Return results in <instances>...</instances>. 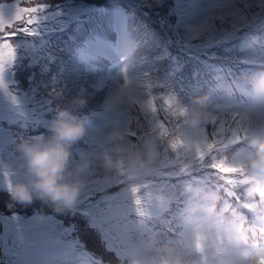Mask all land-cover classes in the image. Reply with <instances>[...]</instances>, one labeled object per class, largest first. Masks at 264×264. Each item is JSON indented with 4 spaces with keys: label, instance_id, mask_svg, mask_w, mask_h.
I'll return each instance as SVG.
<instances>
[{
    "label": "trees",
    "instance_id": "16d2710c",
    "mask_svg": "<svg viewBox=\"0 0 264 264\" xmlns=\"http://www.w3.org/2000/svg\"><path fill=\"white\" fill-rule=\"evenodd\" d=\"M5 1H18L22 9L44 5L43 11L37 14V24H26L29 17L26 12H22L20 21L13 22V27H32L36 34L19 33L10 39L14 46L26 52L25 64H14L13 70L17 71L14 75L16 83L11 84L12 91L24 96L29 89L40 85L41 101H53V90L60 93L56 96L59 99L55 103V110L39 116L50 115V119L57 108L64 106L72 96L85 92L88 106L83 111L94 113L89 127L90 134L93 131L107 133L116 130L115 122L102 112V105L124 82L122 70H126L128 78L137 85H144L137 90L144 94V98L153 100L161 115V122L165 123L169 131L171 125L163 120V114L159 111L164 100L159 98L167 99L169 94L176 95L179 90L187 87L185 83L192 82L202 70L206 73L211 90L221 97L220 113L225 114L219 117L226 123L228 105L245 108L247 104L245 97L235 86L236 81L245 82L251 90V78L264 70L258 65L264 63V10L258 4L252 9L257 17L255 22L230 37H225V40L206 46L207 35H193L189 39L186 36V25L193 20L194 25L206 21L208 17L202 15L211 6L212 0H0V3ZM181 16L184 17L183 23L178 24ZM213 26L230 31L229 24L222 26L219 19L213 21ZM6 31L10 32L12 28ZM184 39L199 47H185ZM122 49L123 53H130L127 58L122 56ZM135 53V58H130ZM140 53L145 56L138 59ZM114 78H119V83ZM108 80H113V86L108 85ZM149 84L153 87L149 88ZM41 105L40 102L36 105L38 110ZM48 108L49 105L46 106ZM120 112L126 127L140 131L137 129V122L145 124L138 104H125ZM23 118L15 130L18 131V138L46 132V123L40 118L36 119L30 110ZM2 119L0 109V121ZM185 130L194 131L190 128ZM206 131H212L211 125ZM132 139L135 140L134 137ZM242 147L243 145H239L228 152V158H235L238 149ZM81 148L87 146L76 145L74 150ZM168 152L170 155L165 158L162 145L158 167L163 173L178 172L181 161H176L175 166L168 165L167 162L175 158V153L169 148ZM4 160L11 164L14 157L8 152L0 153V161ZM163 163L165 168L160 166ZM92 172L89 175L90 186ZM102 172L103 170H99L98 174L101 175ZM171 178L164 175L169 184L174 180L180 192L177 193V199L174 196L168 206L169 210L161 215L162 220L155 219L160 216L154 215L153 222L161 235L170 234L169 229L174 231L184 226L186 201L217 203V207L221 205V201L216 200V191L195 183L191 176L181 174ZM157 181L162 179L152 176L146 184L154 185ZM113 182L99 185L86 204L80 203L76 215L57 214L42 206L39 201L21 206L11 202L7 192L0 190V219L5 216L19 229H30L39 235L61 239L75 248L73 264H119L116 255L106 250L100 232L89 227L90 217L81 214V209L86 208L87 203L98 204L101 209H106L109 203L114 206L117 203H132L127 185L113 186ZM197 190H200L199 195ZM117 193L121 195L118 199H113ZM239 194L242 195V192ZM219 195L221 200L229 199L223 193ZM177 200L180 201L179 204ZM232 203L235 205V201ZM226 220L231 227L239 229L244 246L264 245V233L252 225L251 214L246 209L236 205L235 210L227 214ZM3 230L4 225L0 222V234ZM1 241L2 239L0 264H11V258L7 259ZM13 249L16 247L13 246Z\"/></svg>",
    "mask_w": 264,
    "mask_h": 264
},
{
    "label": "clouds",
    "instance_id": "9594fccd",
    "mask_svg": "<svg viewBox=\"0 0 264 264\" xmlns=\"http://www.w3.org/2000/svg\"><path fill=\"white\" fill-rule=\"evenodd\" d=\"M4 30L0 28V32ZM14 48L12 40L0 39V71L3 73L10 65V51ZM250 82V102L243 109L247 124V134L240 143L243 147L238 149L234 159L218 165L216 175L227 191L242 192L241 200L249 207H241L251 214L259 232L264 233V70ZM119 87L110 99L112 116L127 104L126 98L119 94ZM0 91L11 98L4 79L0 81ZM87 106V94H76L57 108L46 124L45 133L14 139L11 144L14 161L11 164L7 160L0 161L3 190L11 202L21 206L39 201L57 214L76 215L89 187V173L102 164L104 179L109 181L112 174L120 170L114 163L122 155L129 198L134 209L144 212L143 219L147 221L153 206L169 199L141 187L159 166L162 144L172 153H183L189 141L179 131L162 133L163 139L144 134L118 153V141L109 139L114 131L99 132L95 144L76 151V145H86L90 139L89 127L94 113L84 112ZM167 109L171 118L184 128L206 130L219 117L222 108L208 94L191 96L188 101L172 94ZM191 147L193 155H197L200 149L195 141L191 142ZM133 188L137 191L133 192ZM227 214L220 212L217 203L214 207L191 201L184 206L183 227L167 235L156 230L135 235L133 250L123 251L119 264H264V245L244 246L239 229L227 222Z\"/></svg>",
    "mask_w": 264,
    "mask_h": 264
},
{
    "label": "snow or ice",
    "instance_id": "6c2138e0",
    "mask_svg": "<svg viewBox=\"0 0 264 264\" xmlns=\"http://www.w3.org/2000/svg\"><path fill=\"white\" fill-rule=\"evenodd\" d=\"M259 5L260 9L264 10V0H212L211 6L208 7L202 16H207L208 19L203 23L197 22L195 25L193 21L186 25V36L190 39L193 35L206 34L207 43L206 46H210L213 43H218L225 40V37H230L233 33L237 32L243 27L255 22L257 17L253 14L252 9ZM44 5L39 7H32L26 9L16 8L14 17L12 20H5L0 17V28H4L3 32H0V39H11L19 33H25L27 35H35L32 27L16 28L13 27L14 21H20L22 19V12L30 13L26 24L33 26L38 23V15H31L42 12ZM219 19L221 25L229 24L230 31H227L221 27L216 29L213 26V21ZM199 20V18H196ZM12 28V31L8 32L6 29ZM184 46L187 48H196L199 46H193L188 40L184 39ZM15 59V48L10 51L9 64ZM124 74V82L120 84L119 94L126 98L127 104H138L139 110L143 112L145 124L141 125L137 122V130H133L131 127L124 126L122 114L119 111L116 115L109 114L111 104L110 95L102 105V112L106 114L110 120L115 122L116 130L109 138L113 141H118L116 151L122 153L125 149V145H130L135 139H139L144 134H151L156 138L163 139L162 133L179 131L182 136L185 137L189 143L185 146L183 153L177 151L175 153L176 161H181L178 172H166L162 173L158 167L153 176L165 175L169 178L173 176H180L185 174L191 176L195 183L207 186L218 193L216 200L221 201L220 212L229 213L235 210V206L249 207V205L243 204L239 191H227L223 186V182L216 175V168L221 163H227L229 160L227 155L228 149H235L242 142L243 136L247 134V124L243 115V109L240 106L228 105L227 110L230 113L231 123L228 124L221 120L220 117L215 119L211 123L212 131L209 133L206 130H194L188 132L181 125L179 121L171 118L170 111L164 105H168L171 101L172 94H169L167 99L160 97L164 100V105L160 107V113L163 114V120L171 125V130L165 127V123L161 122V115L158 114L157 106L153 103V100L144 98V94L138 91V88L144 87L143 84L137 85L134 80H130L126 74V70H122ZM119 83V78H114ZM3 80V72L0 71V81ZM149 88L153 87L152 84L147 85ZM11 95V93H10ZM53 96H59L60 93L52 92ZM13 102H16V97L11 95ZM153 99H157L153 97ZM49 103H51L49 101ZM222 111V109H221ZM99 131H93L90 134V139L87 147L93 145L97 141V135ZM195 141L197 147L200 149L197 155H193L191 142ZM164 146V153L167 156L168 147ZM234 159V158H233ZM123 156L120 155L114 163V166L120 168L119 171L114 172L115 178L113 186L126 184V178L122 171ZM199 175H196V174ZM91 175V173H89ZM141 187H149L144 184ZM133 192L137 191V188L132 189ZM198 195L200 190H197ZM229 199L221 200L222 194ZM93 190L90 185L81 198V204H86L91 199ZM121 194L117 193L113 199H118ZM235 201V205L232 203ZM180 203L179 200L176 201ZM191 201H186L185 204ZM172 203V199L169 198L166 202L161 200L158 206H153L152 211L148 214L147 221L143 219L144 212L139 208H133L127 204L121 205L119 203L115 206L111 203L108 204L106 209H101L100 206L87 203V207L81 209V214L85 217H90L89 227L97 229L101 234V240L105 244L106 250L113 252L117 259L121 256L123 251L133 250V237L137 234L146 235L155 231L153 227H150L149 222L155 216H161L164 212L168 211V206ZM136 204H140L137 200ZM214 207L216 203L213 204ZM155 210V212L153 211ZM135 216L138 219H132ZM169 231H172L169 229ZM102 264V262H100Z\"/></svg>",
    "mask_w": 264,
    "mask_h": 264
},
{
    "label": "rangeland",
    "instance_id": "374dc122",
    "mask_svg": "<svg viewBox=\"0 0 264 264\" xmlns=\"http://www.w3.org/2000/svg\"><path fill=\"white\" fill-rule=\"evenodd\" d=\"M17 7L22 9L18 1L1 2L0 17L5 20H12ZM40 13L31 15H39ZM26 15L29 16L30 13L26 12ZM183 20L184 17L181 16V19L178 24H182ZM123 51L124 49H122V53ZM129 54V52H124L122 56L124 58H127ZM136 55V53L131 54L130 58H135ZM138 55V59H141L145 56L143 53H140ZM25 57L26 52L22 50V48L19 49L15 46V59L3 73V79L7 84L8 92L16 97V102H13V100L8 95H6L3 91H0V109L3 113V121H0V153L8 152L11 153L13 157L14 154L11 151V144L14 139L18 138V131L15 132V130L18 129L20 122L23 121L24 114L30 110L35 114L36 119L40 118L44 123L47 124L48 120H50V115H46L43 117L39 116H42V114L44 113H49L48 111H54L56 107L55 103L59 99L58 97L54 96L53 101L49 100L51 103H49V101H41L42 89L40 85H36L35 87L29 89L24 94V96H21L12 91L11 86L13 84L15 85L16 83V81H14V75L17 71L13 70V68H15L14 64L24 65ZM124 63H127V61H125ZM259 67L264 68V63H260ZM112 81L113 80H108L107 83L109 86H113L114 82ZM239 83L240 87L238 86V88H240V90L244 92V94H246L247 97L245 98V100L248 104L250 102L251 90L246 86V84H244L245 82ZM184 85H187V87L183 88L182 90H179V92L176 94L177 97L183 99L184 101H188L191 96L208 94L214 102L219 104L221 102V97H218L217 92L211 90L209 80L203 70L202 73L198 77H196L192 82L185 83ZM39 102L42 105L41 108L38 110L36 105L39 104ZM47 105H49L48 109H46ZM224 114L219 113V116ZM225 117L227 123L230 124V113H227ZM231 151L232 149H228L227 153ZM169 155L170 153L168 152L167 156ZM167 156H165V158H167ZM167 164L170 166H175L176 158H174V160L168 161ZM160 166L162 168H165V163L160 164ZM99 170H103L101 175L98 174ZM104 177L105 170L102 164H98L92 172V184L90 187L93 191L96 190L99 185L104 184L105 182L114 181L115 173L112 174L111 179L109 181H105ZM156 177L160 180L162 179V181H157L156 184L150 185L146 189L156 194H163L166 198H171L172 201L174 200V196H176L177 199V193L180 191L178 186L175 184L174 180L169 184V182L164 179V175H156ZM0 190H3L2 176H0ZM128 206L133 207L132 203H130ZM132 219L138 218L133 216ZM155 219L162 220V216ZM155 219L153 218L149 222V225L150 227H153L156 231H159V229L155 227V224L153 222ZM0 222L4 225V230L0 234V239H2L3 241L7 259L11 258L13 264H73V254L75 248L63 242L61 239L49 237L46 235H39L30 229H19L5 216L1 217ZM252 225L255 226L254 223H252ZM13 246H15L16 249H13Z\"/></svg>",
    "mask_w": 264,
    "mask_h": 264
}]
</instances>
